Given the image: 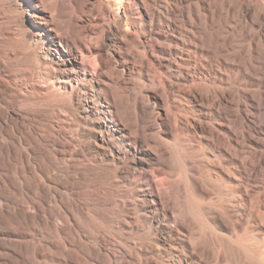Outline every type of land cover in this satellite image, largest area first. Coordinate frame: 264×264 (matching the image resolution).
Wrapping results in <instances>:
<instances>
[{"label":"rangeland","instance_id":"374dc122","mask_svg":"<svg viewBox=\"0 0 264 264\" xmlns=\"http://www.w3.org/2000/svg\"><path fill=\"white\" fill-rule=\"evenodd\" d=\"M0 45L68 93L0 95V264H264V0H0Z\"/></svg>","mask_w":264,"mask_h":264},{"label":"bare ground","instance_id":"6f19581e","mask_svg":"<svg viewBox=\"0 0 264 264\" xmlns=\"http://www.w3.org/2000/svg\"><path fill=\"white\" fill-rule=\"evenodd\" d=\"M25 56L22 51L13 50L8 52L5 47L0 45V69L7 73L6 77L0 81V95L5 101L15 104L19 101L28 100L32 103L41 104L47 100H60L68 94L66 85L58 83L57 76L50 70H46L43 73V82L33 83L25 93L20 87H17L16 90H11L7 84L17 78L15 74L26 71L28 78L32 79L33 77L32 68L26 66L27 60ZM41 75V73H37V76Z\"/></svg>","mask_w":264,"mask_h":264}]
</instances>
